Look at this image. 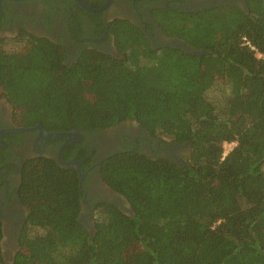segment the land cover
Listing matches in <instances>:
<instances>
[{"label": "trees", "instance_id": "1", "mask_svg": "<svg viewBox=\"0 0 264 264\" xmlns=\"http://www.w3.org/2000/svg\"><path fill=\"white\" fill-rule=\"evenodd\" d=\"M245 5L154 14L167 37L199 55L153 49L120 19L106 26L117 57L81 48L64 61L63 45L25 31L0 40V100L23 129L87 135L134 121L189 145L182 165L137 152L104 160L95 171L132 216L89 200L92 231L79 220L75 168L25 162L18 196L28 214L10 264H264V0ZM85 147L74 146L80 174L92 165ZM2 240L0 221L6 264Z\"/></svg>", "mask_w": 264, "mask_h": 264}, {"label": "flooded vegetation", "instance_id": "2", "mask_svg": "<svg viewBox=\"0 0 264 264\" xmlns=\"http://www.w3.org/2000/svg\"><path fill=\"white\" fill-rule=\"evenodd\" d=\"M82 1L84 6L92 10L94 7L100 9L107 2V0ZM227 4H233L246 12L245 0H111L108 8L99 13L85 11L74 0H31L18 3L3 1L0 7V40L14 39L20 31H25L63 45L64 61L75 57L81 48L83 51L96 50L117 57L113 37L106 26L111 21L120 19L141 30L153 49L171 47L188 53L186 50L192 49L184 41L169 38L163 33L155 22L154 14L158 10L196 14L201 10L219 8ZM83 12L86 15H101V22H98L99 19L88 20ZM99 26H103V30ZM18 117L4 99L0 100V132L23 129ZM68 134L69 137L45 139L38 130H34L6 133L0 137V221L7 261L9 252L16 250L17 240L28 214L18 196L20 172L25 162L45 157L55 160L63 167H74L79 175L80 164L74 146L86 145L85 148L91 152L89 159L86 160L92 165L82 173L83 180L79 176L84 196L79 220L88 231H92V221L90 224L88 220H91L93 206L89 204V200H94V204L99 200H105L125 215H130L131 212L128 204L108 189L100 180L99 173L95 171L104 160L114 155L137 152L149 158H167L182 165V157L186 156L189 149L188 143L178 145L153 138L134 121H127L101 133ZM72 162L79 165V171L75 165H64ZM14 254L10 258L11 262Z\"/></svg>", "mask_w": 264, "mask_h": 264}, {"label": "water", "instance_id": "3", "mask_svg": "<svg viewBox=\"0 0 264 264\" xmlns=\"http://www.w3.org/2000/svg\"><path fill=\"white\" fill-rule=\"evenodd\" d=\"M3 1H10V2H17L18 3V2H26V1H31V0H0V7H1V4ZM74 1L78 4V6L80 8L84 9L87 12H91V13H99V12L104 11L106 8H108V6L111 2V0H107L106 4L103 7H101L100 9L92 10V9H89L86 6H84L82 0H74ZM186 52L193 54V55H199L200 54L199 52H194V51H191L190 49L186 50ZM34 130H38L42 134L43 138H45V139L69 137V135H70L68 133H48L43 128H41L40 126L37 125L33 129H13V130H8V131H1L0 137L2 134H6V133H24V132H28V131H34ZM64 165H66V166L75 165L77 170L79 171V165L76 162H72L71 164H64ZM79 176H80L81 180H83L84 175L79 174ZM118 197L121 199V201H123L125 204H127L126 200L123 197H121V196H118ZM130 215L132 216V211L130 212Z\"/></svg>", "mask_w": 264, "mask_h": 264}, {"label": "rangeland", "instance_id": "4", "mask_svg": "<svg viewBox=\"0 0 264 264\" xmlns=\"http://www.w3.org/2000/svg\"><path fill=\"white\" fill-rule=\"evenodd\" d=\"M219 95V90L218 89H212L209 93H208V95H207V97L209 98V99H213V100H215V98L217 97ZM20 115V114H19ZM18 115V116H19ZM19 119L21 118V117H18ZM232 147L230 146H225V149H226V151H229L230 149H231ZM85 219H88V218H84V220ZM89 221V223L91 224V221H92V226H93V219H92V217H91V220H88ZM4 243L6 242V240H4L3 241ZM2 247H3V252L5 253V247L3 246V244H2ZM18 249H19V247L17 246L16 247V250L14 251V249H13V251H11V252H9V260L7 261L6 259V264H10L11 263V260H10V258L12 257V255L15 253V252H18ZM3 253V254H4ZM5 256H6V253L4 254Z\"/></svg>", "mask_w": 264, "mask_h": 264}, {"label": "built area", "instance_id": "5", "mask_svg": "<svg viewBox=\"0 0 264 264\" xmlns=\"http://www.w3.org/2000/svg\"><path fill=\"white\" fill-rule=\"evenodd\" d=\"M232 146H234V144H231Z\"/></svg>", "mask_w": 264, "mask_h": 264}]
</instances>
